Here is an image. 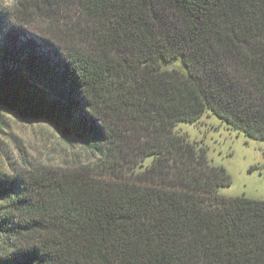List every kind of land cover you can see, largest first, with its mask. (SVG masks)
Masks as SVG:
<instances>
[{"label": "trees", "instance_id": "16d2710c", "mask_svg": "<svg viewBox=\"0 0 264 264\" xmlns=\"http://www.w3.org/2000/svg\"><path fill=\"white\" fill-rule=\"evenodd\" d=\"M8 2L0 104L89 159L0 175V264H264V201L174 129L264 139V0Z\"/></svg>", "mask_w": 264, "mask_h": 264}, {"label": "rangeland", "instance_id": "374dc122", "mask_svg": "<svg viewBox=\"0 0 264 264\" xmlns=\"http://www.w3.org/2000/svg\"><path fill=\"white\" fill-rule=\"evenodd\" d=\"M8 0H0V10ZM178 64H168V67ZM174 129L206 150L209 162L222 166L231 183L218 188L227 196L264 201V139L246 137L216 116L178 122ZM89 159L84 141L67 142L45 119L25 118L0 104V175L35 168H68Z\"/></svg>", "mask_w": 264, "mask_h": 264}]
</instances>
